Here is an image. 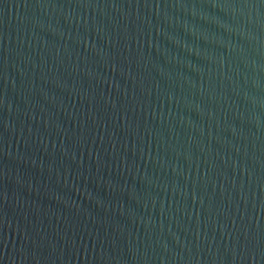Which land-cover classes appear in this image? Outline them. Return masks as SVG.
<instances>
[{
  "label": "water",
  "instance_id": "water-1",
  "mask_svg": "<svg viewBox=\"0 0 264 264\" xmlns=\"http://www.w3.org/2000/svg\"><path fill=\"white\" fill-rule=\"evenodd\" d=\"M0 264H264V0H0Z\"/></svg>",
  "mask_w": 264,
  "mask_h": 264
}]
</instances>
